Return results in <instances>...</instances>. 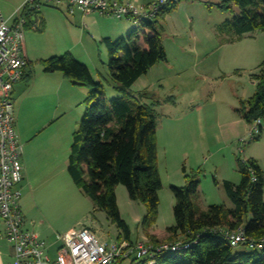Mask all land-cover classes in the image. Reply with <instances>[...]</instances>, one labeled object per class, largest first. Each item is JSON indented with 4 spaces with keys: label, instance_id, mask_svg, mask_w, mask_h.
Listing matches in <instances>:
<instances>
[{
    "label": "rangeland",
    "instance_id": "1",
    "mask_svg": "<svg viewBox=\"0 0 264 264\" xmlns=\"http://www.w3.org/2000/svg\"><path fill=\"white\" fill-rule=\"evenodd\" d=\"M2 1L0 10L8 19L21 7L9 12V5L3 6ZM223 1L180 0L176 8L157 23V28L162 27L166 61L154 65L129 90L132 96L138 97L145 91L151 92L156 100L164 101L155 108L157 167L162 183L155 224L158 232L175 224V198L171 186L185 185L186 175L199 181L193 202L205 210L210 205L233 206L223 182L238 184L241 181L238 158L244 161L253 158L264 169V119L261 133L251 139L252 126L237 111L241 102L255 93L253 75L259 72L264 61V31L254 30L234 41L230 35L219 34L218 27L241 11L230 1L226 2V9L220 7ZM50 10L61 11L57 8ZM46 17L49 19L50 16ZM110 21L113 24L127 23L129 29L140 25L139 22L114 18ZM72 30H60L53 22L45 30L39 25L36 29H25V47L31 59L32 76L37 74L38 83H41L40 75L52 76L46 84L59 87V98L55 96L48 103L51 111L55 110L57 119L39 135L38 140L58 134L61 140L58 144L53 140L54 149L58 150V169L33 177L23 199L31 200L33 195L36 200L43 201L53 223L72 222L79 227L94 223L99 240L111 243L118 240L121 231L103 211H94L92 201L74 184L67 171L72 134L79 129L87 108L88 89L77 86L78 89L67 78V83L63 84L62 73H46L43 61L68 52L69 47L84 38V48L80 44L76 46L75 58L89 68L95 81L103 84L108 99L121 94L109 75V56L105 46L101 41L92 40L88 32L82 34L77 29ZM127 32L121 36H126ZM73 87L76 89H71ZM170 98L173 103H166ZM115 194L120 216L134 239L142 229L146 206L131 200L123 185L116 187ZM160 240L167 242L166 239ZM146 241L151 242L148 237L138 240Z\"/></svg>",
    "mask_w": 264,
    "mask_h": 264
},
{
    "label": "trees",
    "instance_id": "2",
    "mask_svg": "<svg viewBox=\"0 0 264 264\" xmlns=\"http://www.w3.org/2000/svg\"><path fill=\"white\" fill-rule=\"evenodd\" d=\"M179 1L162 8L152 22L132 27L126 36L101 40L109 56L108 72L117 83L120 97L108 99L103 84L95 81L89 68L69 51L43 61L46 73L60 72L73 85L88 89L87 108L79 129L72 134L67 171L74 184L92 201L94 211H103L118 227L121 231L118 239L132 243L136 241L130 240L129 227L117 206L115 189L119 185L126 187L131 200L146 206L141 222L146 236L153 244L163 241L149 231L158 219L162 188L157 167L155 108L164 101L156 100L151 92L145 91L138 97L132 96L129 90L154 65L166 61L162 27L157 28V23L176 8ZM228 1L241 11L218 27L219 34L230 35L234 41L254 30L264 31V0H224L220 7L226 9ZM42 7L47 6L24 8L26 26L34 24ZM31 77L32 70L26 68L22 79ZM253 79L255 93L237 109L251 126L256 120L264 119V61ZM165 102L173 103V100ZM259 128L261 133L262 125ZM237 165L241 181L238 184L223 182L233 205L231 208L210 205L202 210L193 202L199 181L188 175L185 185L171 186L175 224L166 228L165 239L188 243V249L158 252L153 257L134 255L120 260L119 264H264V249L250 248L247 243L234 247L224 237L225 231L242 228L248 239L264 241V170L253 158L246 161L238 158Z\"/></svg>",
    "mask_w": 264,
    "mask_h": 264
},
{
    "label": "built area",
    "instance_id": "3",
    "mask_svg": "<svg viewBox=\"0 0 264 264\" xmlns=\"http://www.w3.org/2000/svg\"><path fill=\"white\" fill-rule=\"evenodd\" d=\"M178 0H154L147 4L118 0H26L10 19L0 10V220L5 226V239L13 248V264H119L132 256L153 257L158 252H179L190 244L178 242H136L121 239L103 243L86 226H77L60 236L61 247L55 260L48 255L44 240L25 228L20 200L23 181V144L16 129L13 90L23 78L29 61L25 53L27 19L24 8L50 6L68 15L77 12L98 13L117 20L152 22L167 5ZM261 121L256 120L249 132L252 139L260 133ZM254 178V177H253ZM224 237L232 246L247 243L250 248L264 249V241L255 242L245 236L242 228L225 231Z\"/></svg>",
    "mask_w": 264,
    "mask_h": 264
},
{
    "label": "crops",
    "instance_id": "4",
    "mask_svg": "<svg viewBox=\"0 0 264 264\" xmlns=\"http://www.w3.org/2000/svg\"><path fill=\"white\" fill-rule=\"evenodd\" d=\"M25 1L26 0H3L2 4L3 6H5L6 4L9 5V12H12L15 10V8L21 6ZM118 1L133 2L136 4H147L154 0ZM51 8H48L47 6V8L43 11L42 9H40L38 17L36 18L34 24L31 26L28 25V27L26 28L28 29L31 27L36 29L39 25L43 30H45L49 27L50 22H53V25L58 26L60 30H67L69 32V29H77L82 34L88 32L90 38L94 41H101L103 38L113 39L118 35L122 37L121 34H125L130 28L127 23L123 22H116L113 24L110 21L111 18L100 15L98 13L83 15L77 12L70 16L65 14L64 11L50 10ZM48 15L50 17L49 19H46V16ZM64 23H66V25ZM78 27H83V29L81 28L80 30V28L78 29ZM83 41L84 38H80V40L77 41L75 45L69 47V51L73 55H75V48L77 45L80 44L84 48ZM64 50H66V47ZM25 53L29 61V64L26 67L28 70L31 69V59H29L26 47ZM85 55L89 56L88 53H85ZM49 77L52 76L40 75L39 79L41 80V83H38V76L36 73H33V76L30 80L22 79L20 82L15 84L12 97L15 105L14 108L16 114V129L20 142L23 144L22 165L24 177L23 181L20 184V189L22 192L20 206L24 215V226L26 229L35 232L40 239L46 242L48 247V255L52 260H55L57 253L61 247L60 236L77 227L78 225H74V223L72 222L70 224H63L62 222L58 224L56 222L53 223L48 216L47 211L45 210L43 201L36 200L33 195L31 197V200H27V198L23 199L25 190L27 188H30V182L32 181L33 177L38 178V176H44L46 172L55 170L59 164L58 150L54 149L55 144L53 143V140L58 144L59 140H61L60 135H53L43 140H38L39 135L43 131L48 129L50 125L57 119V115H54L55 110L51 111L48 103L53 100L52 98L55 96L56 99L59 98V87L54 86L55 88H53L49 84H46ZM62 77L63 84H66L68 80L64 78V76ZM71 89L76 88L73 87ZM80 91L84 90L80 88ZM83 93L84 92H82V94ZM35 100L40 101L36 102ZM260 167L262 168V166ZM29 192L28 194L30 195ZM93 224L94 223L89 222L87 225H82L88 227L92 232L97 234V230L95 229ZM166 228L167 227L158 232L154 226L149 231V233L156 236L158 239H165ZM146 237L147 236L143 232V229H141V231L137 233L134 239L132 238V236H130V240L138 241ZM101 241H103V243H106V240ZM0 264H13V248L5 239V226L1 220Z\"/></svg>",
    "mask_w": 264,
    "mask_h": 264
}]
</instances>
